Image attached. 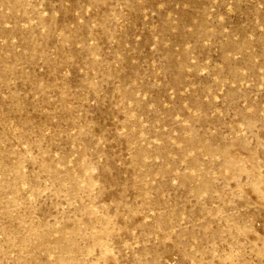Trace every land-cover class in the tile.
I'll return each mask as SVG.
<instances>
[{
    "label": "rangeland",
    "instance_id": "1",
    "mask_svg": "<svg viewBox=\"0 0 264 264\" xmlns=\"http://www.w3.org/2000/svg\"><path fill=\"white\" fill-rule=\"evenodd\" d=\"M0 264H264V0H0Z\"/></svg>",
    "mask_w": 264,
    "mask_h": 264
}]
</instances>
